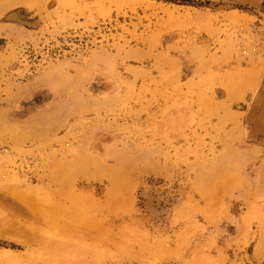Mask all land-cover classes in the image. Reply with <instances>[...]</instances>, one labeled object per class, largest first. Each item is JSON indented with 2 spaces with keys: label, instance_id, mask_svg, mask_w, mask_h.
I'll list each match as a JSON object with an SVG mask.
<instances>
[{
  "label": "rangeland",
  "instance_id": "rangeland-1",
  "mask_svg": "<svg viewBox=\"0 0 264 264\" xmlns=\"http://www.w3.org/2000/svg\"><path fill=\"white\" fill-rule=\"evenodd\" d=\"M263 75L264 0H0V264H264Z\"/></svg>",
  "mask_w": 264,
  "mask_h": 264
},
{
  "label": "crops",
  "instance_id": "crops-1",
  "mask_svg": "<svg viewBox=\"0 0 264 264\" xmlns=\"http://www.w3.org/2000/svg\"><path fill=\"white\" fill-rule=\"evenodd\" d=\"M104 80V79H103ZM103 80L101 79L103 84ZM140 84V81H138ZM36 96V91H32L28 100H32ZM55 103L50 101L48 103H44L40 106V109L36 113H26L23 115L22 120L29 122L32 119H41L51 113L55 107ZM24 111L30 112L31 106L25 107ZM244 115L242 116V123L245 122L244 126V134L243 140L244 142H248L251 146L264 148V75L260 79L259 87L257 93L254 98V102L251 104L250 108L246 107L243 111ZM52 126H49V130H51ZM255 194H262L264 187V176H255ZM235 189V188H234ZM233 190V189H232ZM236 191V189L234 190ZM233 192V191H232ZM237 197V195H235ZM240 198H248V194H240L238 195ZM241 198V199H242ZM245 207L248 205L249 200L246 202ZM240 216V215H237ZM237 216H234L230 223L234 224V222L238 221ZM231 225V224H230ZM255 245H253L254 248ZM253 253V252H252ZM258 261L264 263V250H260V255L258 256Z\"/></svg>",
  "mask_w": 264,
  "mask_h": 264
},
{
  "label": "built area",
  "instance_id": "built-area-1",
  "mask_svg": "<svg viewBox=\"0 0 264 264\" xmlns=\"http://www.w3.org/2000/svg\"><path fill=\"white\" fill-rule=\"evenodd\" d=\"M74 37L79 38V36L75 35ZM85 47L83 48L84 52L87 49V44L85 43ZM2 152L6 154L8 152V149H3ZM9 153V152H8ZM16 162H18V168L19 170L26 176L34 178L36 175L35 167L37 164V160L29 157V158H21L17 159Z\"/></svg>",
  "mask_w": 264,
  "mask_h": 264
},
{
  "label": "bare ground",
  "instance_id": "bare-ground-1",
  "mask_svg": "<svg viewBox=\"0 0 264 264\" xmlns=\"http://www.w3.org/2000/svg\"><path fill=\"white\" fill-rule=\"evenodd\" d=\"M11 202V204L13 205V206H15V208H18V210L19 211H24V209L22 208V206H20L19 204H17V203H15L14 201H10ZM6 255V254H5ZM9 255V254H8Z\"/></svg>",
  "mask_w": 264,
  "mask_h": 264
}]
</instances>
